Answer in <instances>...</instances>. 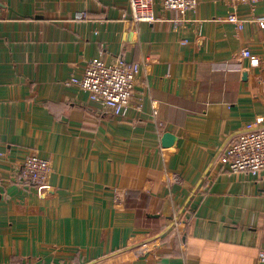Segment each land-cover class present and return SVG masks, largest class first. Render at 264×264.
Returning <instances> with one entry per match:
<instances>
[{
	"label": "crops",
	"instance_id": "obj_1",
	"mask_svg": "<svg viewBox=\"0 0 264 264\" xmlns=\"http://www.w3.org/2000/svg\"><path fill=\"white\" fill-rule=\"evenodd\" d=\"M153 11L133 22L129 0H0V264H257L264 170L217 157L264 124V0H198L179 31L161 0ZM93 57L140 63L125 115L66 83ZM32 152L52 163L43 189L18 177Z\"/></svg>",
	"mask_w": 264,
	"mask_h": 264
},
{
	"label": "built area",
	"instance_id": "obj_2",
	"mask_svg": "<svg viewBox=\"0 0 264 264\" xmlns=\"http://www.w3.org/2000/svg\"><path fill=\"white\" fill-rule=\"evenodd\" d=\"M131 20L133 22H155L158 17L153 11V0H129ZM258 0H230V5L248 4L253 9ZM198 0H161L165 10L175 13L171 19L174 30L179 31L186 23L185 14L195 10ZM227 21L234 25L235 31L242 29L243 19L236 13H229ZM260 27H264V16L255 17ZM200 32V29L198 33ZM184 41V40H183ZM240 56L248 57L253 65L260 59L248 48L242 49ZM140 71L139 62H126L121 58L106 63L102 57H93L85 61L81 77L72 76L66 83L77 85L87 91L92 101L99 104L112 115L123 116L132 105L135 87ZM138 104V102H135ZM4 153L0 151V157ZM221 168L230 173L247 172L258 175L264 170V124L261 117L227 142L217 157ZM52 172L49 159L36 152L28 154L20 165L18 177L23 182L36 185L38 189L46 187ZM21 264V263H20ZM27 264H40L36 262ZM257 264H264V250L258 252Z\"/></svg>",
	"mask_w": 264,
	"mask_h": 264
},
{
	"label": "water",
	"instance_id": "obj_3",
	"mask_svg": "<svg viewBox=\"0 0 264 264\" xmlns=\"http://www.w3.org/2000/svg\"><path fill=\"white\" fill-rule=\"evenodd\" d=\"M174 142V136L171 133H165L162 137V146L168 147Z\"/></svg>",
	"mask_w": 264,
	"mask_h": 264
}]
</instances>
